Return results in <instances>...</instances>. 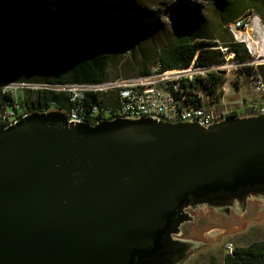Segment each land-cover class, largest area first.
<instances>
[{
    "label": "water",
    "instance_id": "1",
    "mask_svg": "<svg viewBox=\"0 0 264 264\" xmlns=\"http://www.w3.org/2000/svg\"><path fill=\"white\" fill-rule=\"evenodd\" d=\"M264 217V111L0 129V264H186Z\"/></svg>",
    "mask_w": 264,
    "mask_h": 264
},
{
    "label": "trees",
    "instance_id": "2",
    "mask_svg": "<svg viewBox=\"0 0 264 264\" xmlns=\"http://www.w3.org/2000/svg\"><path fill=\"white\" fill-rule=\"evenodd\" d=\"M245 5L237 8L236 1L219 0L221 26L234 21L244 13L250 5L264 3V0H242ZM191 2V1H190ZM180 3L182 11L179 21L182 23L183 36L175 43L164 46L160 51V65L164 69L183 68L190 66L194 61L197 66H207L225 61L223 53L214 48L219 42L210 36L207 27V19L195 14L198 6L195 3ZM153 3V2H152ZM155 3V2H154ZM13 15V23L18 25L16 47L22 50L35 49L43 45L42 33L39 30V21L48 14L54 21L69 19V28L57 26V31L51 33L52 43L56 42L59 31L88 33L92 37L90 53L85 57L70 60L69 47L61 44L57 47L56 57L48 64L46 71L33 72L27 75L15 74L13 76L0 77L5 80H27L36 82H95L106 79L109 63V50L96 51L95 36L97 31L106 29L108 35L122 44V47H130L134 41L136 32H147L146 17L155 13L139 0H0V17ZM121 18L124 26L117 27L116 20ZM140 21V23H139ZM227 31L228 27L226 28ZM232 38V36H231ZM224 44L230 46L235 52L234 61H249L251 56L242 43L233 42V38L223 37ZM150 68L145 67L139 74L149 73ZM240 76L260 75L264 82V64L257 68L253 65H244L238 69ZM225 82V76L220 71L210 72L199 80V89L207 94L219 98L223 91L221 86ZM197 86L194 89L185 90L187 101L196 102ZM181 95L182 92H178ZM27 98L26 107L31 110L43 111L58 109L69 111L71 102L65 93L43 91L37 93L34 99ZM264 97V95H263ZM97 94H89L86 100L87 112H90L93 104L98 102ZM253 113H256L255 111ZM232 115H239L237 111ZM85 121L96 122L87 117ZM223 264H264V240L255 241L247 246H235L232 252L225 255Z\"/></svg>",
    "mask_w": 264,
    "mask_h": 264
},
{
    "label": "rangeland",
    "instance_id": "3",
    "mask_svg": "<svg viewBox=\"0 0 264 264\" xmlns=\"http://www.w3.org/2000/svg\"><path fill=\"white\" fill-rule=\"evenodd\" d=\"M150 8L155 15H147V32H136L130 47H122L112 35H108L105 28L98 30L95 36L96 51L109 50V63L106 79L131 77L138 75L145 67L153 70L160 65V51L164 46L175 43L183 36L180 3H195L198 10L196 15L207 19L208 34L217 42L224 44L223 37L231 38L227 25L221 26L219 0H139ZM230 1V0H229ZM236 1L237 8L245 5L242 0ZM153 2V3H152ZM155 2V3H154ZM247 14L259 16L264 23V3L250 5L238 18ZM13 15L0 17V77L15 74L27 75L44 70L56 57L57 47L65 44L69 47L70 60L85 57L90 53L92 37L88 33L59 31L56 42L52 43L51 33L57 31V26L69 28V19L64 21L52 20L45 14L39 21V30L42 33L43 45L35 49L22 50L16 47L18 25L13 23ZM140 23V21H139ZM117 27L124 26L123 20L118 18ZM225 93L222 102L225 106H235L239 115L251 114L253 105H264V97L254 90V81L246 75L240 76L235 67H226ZM264 240V217L261 220L251 221L247 227L233 234L223 237L220 242L211 244L194 254L186 264H223L226 254L230 252L229 244L233 246H247L255 241Z\"/></svg>",
    "mask_w": 264,
    "mask_h": 264
},
{
    "label": "built area",
    "instance_id": "4",
    "mask_svg": "<svg viewBox=\"0 0 264 264\" xmlns=\"http://www.w3.org/2000/svg\"><path fill=\"white\" fill-rule=\"evenodd\" d=\"M233 42L242 43L247 48L249 61H234L235 52L227 44L219 43L225 61L218 64L197 66L195 61L188 67L164 69L157 66L149 73L131 77H119L95 82H36L27 80L0 79V129L14 124L21 116L33 111L26 107L27 98L43 91L67 94L71 106L69 115L72 120L85 121L87 117L96 121L114 117H152L167 121H197L208 125L222 120L233 112L235 106H225L222 102L225 93L226 67L238 69L244 65L256 68L264 64V23L259 16L247 14L228 24ZM220 71L225 76L219 98L199 89V80L210 72ZM254 90L264 95V82L260 75L250 77ZM197 86V101H187L185 90ZM178 92H182L178 95ZM97 94L98 102L87 112L85 98ZM256 113L264 111V105L251 107ZM230 252L234 246L229 244Z\"/></svg>",
    "mask_w": 264,
    "mask_h": 264
}]
</instances>
